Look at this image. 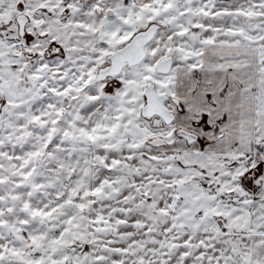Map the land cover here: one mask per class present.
I'll list each match as a JSON object with an SVG mask.
<instances>
[{
	"label": "snow or ice",
	"instance_id": "1",
	"mask_svg": "<svg viewBox=\"0 0 264 264\" xmlns=\"http://www.w3.org/2000/svg\"><path fill=\"white\" fill-rule=\"evenodd\" d=\"M0 264H264V0H0Z\"/></svg>",
	"mask_w": 264,
	"mask_h": 264
}]
</instances>
